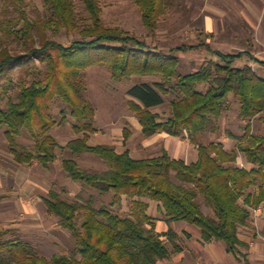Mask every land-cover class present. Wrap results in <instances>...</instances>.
<instances>
[{
    "label": "trees",
    "instance_id": "16d2710c",
    "mask_svg": "<svg viewBox=\"0 0 264 264\" xmlns=\"http://www.w3.org/2000/svg\"><path fill=\"white\" fill-rule=\"evenodd\" d=\"M90 22L80 25L74 0H43L46 18H30L24 0H4L0 15V129L19 163L38 161L47 167L57 159L58 148H68L72 157L62 159L67 176L97 190L113 193L111 205L121 206L130 199L132 212L121 216L109 205L100 207L91 201L64 198L51 189L42 198L48 213L59 218L62 228L75 240L71 253H55L50 259L22 238H11L9 230H0V264H158L181 253L174 228L161 233L149 214L154 200L167 216V222L184 221L197 226L204 243L223 241L226 250L242 264H251L250 244L241 238L253 211L264 205V133H254L252 121L264 113V76L249 63L236 62L248 50L239 53L212 51L218 59H209L200 69L181 73L177 52L199 49L202 44H183L162 51L145 40L118 27L106 26L97 0H83ZM143 11V22L151 31L158 29L160 18L168 11L169 0H135ZM77 33L64 44L47 30ZM54 35V34H52ZM11 41L20 49H13ZM251 56V55H250ZM264 66V60L260 61ZM41 63L44 70L39 67ZM110 67L112 77L161 75V80L135 84L128 91L130 108L142 124L145 137L167 132L176 137L185 134L198 147V159L186 162L171 156L166 149L158 156L134 158L129 150L118 151L112 144H91L96 127V108L86 96L84 73L94 66ZM30 69L33 79H22L16 98L5 108L2 100L13 83L12 72ZM200 84L208 87L197 88ZM170 101L171 113L163 118L153 109ZM231 96L240 102V116L248 119L245 133L232 135L236 146L229 150L223 142H200V135L216 132L219 120L228 110ZM60 100L75 119L78 137L61 146L52 135L58 124L53 105ZM27 130L34 141L30 149H20L18 137ZM131 132L125 129L126 138ZM126 141V140H125ZM97 155L109 167L92 170L80 166L76 156ZM251 165L238 164L239 157ZM214 210L204 213L197 199ZM5 199L0 195V203ZM82 216L81 225L77 218ZM163 235L168 237L170 247Z\"/></svg>",
    "mask_w": 264,
    "mask_h": 264
},
{
    "label": "rangeland",
    "instance_id": "374dc122",
    "mask_svg": "<svg viewBox=\"0 0 264 264\" xmlns=\"http://www.w3.org/2000/svg\"><path fill=\"white\" fill-rule=\"evenodd\" d=\"M30 18L42 20L46 18L47 10L43 0H24ZM101 7V17L106 26L118 27L145 40L151 47L162 51L183 44H202L199 49L187 52H177L181 64V73L197 71L209 59H218L212 51L219 50L224 53H239L248 50L250 55H244L236 65L251 64L256 71L264 76V66L260 62L264 60V0H169L168 11L160 18L158 29L153 33L143 22V11L135 0H97ZM4 0H0V15ZM80 25L90 22V16L85 8L83 0H74ZM54 39L69 44L78 37L77 33L69 34L65 29L59 32L47 30ZM54 34V35H52ZM14 50L20 49L17 42L11 41ZM44 70V65L38 63ZM13 83L17 87L10 88L9 93L2 100V107L7 106L10 98H16L22 79L30 82L33 73L14 69L12 72ZM87 85L86 96L95 105L96 127L98 131L92 135L90 143H107L114 145L118 151L129 150L134 158H147L158 156L162 152L163 145L158 143L153 146L145 144L146 140L157 138L145 137L142 132V124L130 108L129 101L132 99L128 91L135 84L148 82L153 83L161 80V75H134L121 79H114L109 66H94L84 73ZM206 84L197 86L199 90H206ZM168 96L166 103L154 108L163 118L171 113ZM65 105L58 99L53 105V113L58 119V124L52 130V135L61 146H65L71 139L78 137L73 130L75 119L67 112L62 114ZM248 119L240 116V102L231 96L229 108L219 120V129L216 132H206L200 135L199 140L203 144L210 142L226 141L229 148L236 146V139L232 135L241 136L245 133ZM125 129L131 134L128 138ZM254 133H264V113L252 121ZM20 149H30L34 141L27 130L18 137ZM126 140V141H125ZM157 140H163L157 138ZM173 140L187 142L191 148L195 143L185 134L182 137L172 136ZM186 140V143H184ZM225 144V143H224ZM174 145V144H172ZM180 145V144H179ZM174 147V146H172ZM242 156V155H241ZM239 157L238 164L247 165L245 159ZM72 157L68 148H58L57 159L45 167L38 161L33 163H19L11 151L4 129H0V195L5 199L0 203V230H9L11 238H22L32 243L39 254L51 258L55 253H71L75 249V240L70 230L64 229L59 224V218L48 213L42 198L51 189H55L69 200L82 202L91 201L94 206L100 207L107 204L121 216L130 215L132 212L130 199L124 197L121 206H112L113 193L101 194L97 190L86 186L81 182L74 181L67 176L62 168V159ZM244 158V157H243ZM80 166L92 170H105L109 165L97 155L83 153L76 156ZM243 160V161H240ZM150 202L149 214L160 224L158 231L164 233L168 230L167 216L159 209L158 203ZM197 201L201 204L204 213L214 216V210L205 202L203 196ZM82 216L77 218L78 226L81 225ZM173 228L179 235L178 242L184 246L181 253H175L170 259L160 261L158 264H242L235 256L224 251L226 244L204 243L200 238V229L184 221L174 222ZM192 228L195 231L186 229ZM191 230V229H190ZM245 235L257 242V233L250 231ZM167 244L172 247L168 237L163 235ZM249 238V239H250ZM247 239V238H246ZM260 247H264V239L259 241ZM258 242V243H259ZM256 245V244H255ZM254 263L262 264V258L257 256Z\"/></svg>",
    "mask_w": 264,
    "mask_h": 264
},
{
    "label": "crops",
    "instance_id": "0c3cea01",
    "mask_svg": "<svg viewBox=\"0 0 264 264\" xmlns=\"http://www.w3.org/2000/svg\"><path fill=\"white\" fill-rule=\"evenodd\" d=\"M172 136L173 135H170V134H168L165 131L164 132H160V133H158L157 138H160V139H163V140H157V138L153 137V140H146L145 144H151V143H153V146H155L156 144H158L160 142L163 145L162 152H163L164 149H166L171 156H173L175 158L183 159V160H185L188 163L194 162V161H196L198 159L199 152H198L197 145H195V147L193 149V147L191 148V146L189 145L188 142L186 143V140H184L185 141L184 143H186V144H183L182 142H180V140H177V141L176 140H173L172 144H174V145H172V144H170V140H169V139H171ZM221 142L225 143L224 145L226 146L227 149H229V150L232 149V148H229L226 145V141H221ZM172 146H174V147H172ZM160 154H158V155H160ZM242 159L244 160L243 157H242ZM243 160H240V161H243ZM245 163L247 164L245 166L251 167V165L249 163H247L246 161H245ZM44 206H45V204H44ZM45 208H46V206H45ZM173 223L174 222H172L171 224H169L167 222L168 229H169V227H172L173 228V225H172ZM156 226H157V230H158V226H160V224L158 223V221H156ZM242 229H245L246 230L245 232L247 234H250V231H253L254 232V234H253L254 236L257 233V235H258L257 242L253 241L250 237H249L250 238L249 239L247 235H245L246 237L243 238V236H242L243 235L242 234V232H243ZM186 230H188V231H195V230H192L191 227L189 229H186ZM241 234H242L241 235V238L243 240L247 241L250 244V246H251V251H250L251 264H255L254 263V260H255L254 256H255V254L252 253V250L254 252L256 249H257V256L263 259L262 260V264H264V247L262 245V248H261L260 247V244L261 243L259 242L260 240L264 239V205L261 206L260 208H258V209H256V210L253 211V214H252L251 219L249 220V223L246 226L241 227ZM199 236L201 238V234ZM208 243H217V244L221 245L224 248V246L221 243L217 242V241L208 242ZM224 251L227 252V250L225 248H224ZM229 254H231V253H229Z\"/></svg>",
    "mask_w": 264,
    "mask_h": 264
}]
</instances>
